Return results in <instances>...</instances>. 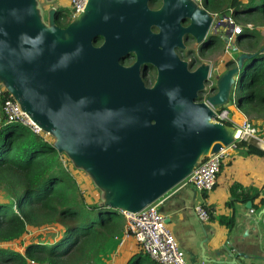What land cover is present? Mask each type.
I'll list each match as a JSON object with an SVG mask.
<instances>
[{
  "label": "water",
  "instance_id": "obj_1",
  "mask_svg": "<svg viewBox=\"0 0 264 264\" xmlns=\"http://www.w3.org/2000/svg\"><path fill=\"white\" fill-rule=\"evenodd\" d=\"M42 1L51 6L56 0H0V86L54 139L58 153L89 176L100 191V207L138 214L181 185L209 155L243 140L241 129L217 120L212 107L230 104L256 54L236 53L206 103L197 97L206 89L210 65L189 72L174 50L184 47L185 33L203 41L215 20L203 6L163 0L152 11L150 0H89L62 29L57 9L45 10ZM179 9L187 28L165 19ZM222 19L216 35L223 34ZM100 37L104 42L96 46ZM131 52L137 62L124 68L120 60ZM148 63L158 69L152 88L139 76ZM255 140L245 139L256 146Z\"/></svg>",
  "mask_w": 264,
  "mask_h": 264
},
{
  "label": "trees",
  "instance_id": "obj_2",
  "mask_svg": "<svg viewBox=\"0 0 264 264\" xmlns=\"http://www.w3.org/2000/svg\"><path fill=\"white\" fill-rule=\"evenodd\" d=\"M252 5L250 10L245 9ZM205 7L214 14L244 17L245 25L255 26L253 31L245 27L238 37L240 42L249 40L245 49L256 56L247 61L249 72L236 85L229 105L261 129L264 127V53H261L264 35L259 27H264V0L248 3L206 0ZM10 99L3 89L0 93V264H108L106 259L118 252L124 237L125 215L100 207V197L88 200L73 175L71 162L58 153L50 137L35 134L29 127L5 117L3 108ZM227 124L234 126L232 122ZM235 146L264 158L262 149L245 140L236 142ZM245 196L244 200L251 198ZM208 213L211 219L210 210ZM233 223L227 219L229 227ZM53 228L59 230L57 236L35 235ZM137 246L126 264H157L138 243Z\"/></svg>",
  "mask_w": 264,
  "mask_h": 264
},
{
  "label": "crops",
  "instance_id": "obj_3",
  "mask_svg": "<svg viewBox=\"0 0 264 264\" xmlns=\"http://www.w3.org/2000/svg\"><path fill=\"white\" fill-rule=\"evenodd\" d=\"M259 29L264 35V27ZM243 42L247 45L249 40L240 43ZM245 48L238 52H248ZM231 112L239 121L248 120L237 108ZM259 130L260 136L263 128ZM254 144L264 149L262 139ZM226 152L212 192L201 193L181 184L165 196L160 211L190 264H264V158L236 146ZM246 194L251 198L244 200ZM249 202L251 209L247 208ZM201 205L213 216L207 222H202L196 213V207ZM227 219L234 221L233 226L227 225ZM136 244L135 238L126 239L114 254L113 264H126ZM118 253H122L121 258L116 256Z\"/></svg>",
  "mask_w": 264,
  "mask_h": 264
},
{
  "label": "built area",
  "instance_id": "obj_4",
  "mask_svg": "<svg viewBox=\"0 0 264 264\" xmlns=\"http://www.w3.org/2000/svg\"><path fill=\"white\" fill-rule=\"evenodd\" d=\"M194 1L201 4L204 0ZM88 3L89 0H71V18H75L84 12ZM225 20L230 28L233 27L230 37V41L233 43L234 38L244 33L245 27L248 30H253L255 28L252 23L246 24L245 26L239 25L233 13H230ZM2 91L3 88L0 86V93H2ZM214 111L216 112L217 120L225 123L232 122L234 126L240 128L243 140L248 137L260 139V130L250 121L246 120L241 125L233 122L230 115V108L217 110L214 107ZM3 112L10 122H19L29 127L35 134L43 135L46 138L50 137L23 112L20 105L13 98L6 101ZM226 154V150H222L218 154L209 155L182 184L191 186L201 193L212 192L217 184ZM164 200L165 197L161 198L138 214H125L127 225L121 245H123L126 239L133 237L136 239L143 252L157 264H190L185 252L180 248L172 230L167 225L164 215L160 211V207L164 204ZM196 213L202 222L209 221L210 215L204 205L196 207Z\"/></svg>",
  "mask_w": 264,
  "mask_h": 264
},
{
  "label": "flooded vegetation",
  "instance_id": "obj_5",
  "mask_svg": "<svg viewBox=\"0 0 264 264\" xmlns=\"http://www.w3.org/2000/svg\"><path fill=\"white\" fill-rule=\"evenodd\" d=\"M197 3V2H196ZM163 0H150L149 8L152 11H159L163 7ZM199 4V3H197ZM203 6L205 9V0L199 4ZM53 6H50L51 8ZM56 8L57 18L56 22L59 27L62 29L67 28L68 25L74 18H71L69 14L71 13V5H66V7H53ZM65 9L68 11H65ZM207 10V9H206ZM208 11V10H207ZM211 15L215 16V20L205 35L203 41L198 44L196 38L192 37L190 34L185 33L182 38V42L184 47H175V53L180 61L187 63V68L189 72H194L197 70L203 63H208L210 65L209 76L207 80L204 82L206 89L202 92L198 93L197 102H206L210 96H213L217 92V82L218 77L221 76L224 72L231 69L233 67L234 56L239 53L238 48L236 50L234 46H236L232 41H230V37L228 31L230 26L226 22V18H228L229 14L219 15L214 14L208 11ZM181 9L177 11H173L172 15H166V18H169L171 22H178L179 26L182 28H187L190 24L186 16H184ZM219 16H223L222 22L226 25L223 28V34L216 35L215 34V24L218 22ZM152 30L155 34L159 33V28L156 26L152 27ZM239 40V39H238ZM103 38H99L96 42V46H101L103 44ZM235 54V55H234ZM137 62V56L135 52H131L120 60V64L124 68H131ZM139 76L143 81L145 87L152 88L157 81L158 77V69L152 64H143L139 68ZM214 110V107H212ZM230 108V115L232 116L231 108L232 105H228L223 108H215L217 110H223Z\"/></svg>",
  "mask_w": 264,
  "mask_h": 264
},
{
  "label": "rangeland",
  "instance_id": "obj_6",
  "mask_svg": "<svg viewBox=\"0 0 264 264\" xmlns=\"http://www.w3.org/2000/svg\"><path fill=\"white\" fill-rule=\"evenodd\" d=\"M70 1L71 0H56L54 3H52L51 6L53 7H66V5H70ZM249 0H242V3H248ZM42 6L46 9H48L50 6L47 5L45 2H41ZM252 6H246V10H250ZM244 17L242 18H238L237 19V23L239 25L245 26V22H244ZM234 44L236 45V47L238 48V50H242L245 48V43H240L238 40V37L234 38ZM250 78L248 77L247 81ZM235 107V106H232ZM233 110V108H231ZM231 119L233 120V122L237 123L238 125H241L243 122L237 120V115L235 114V112L233 113V115L231 116ZM249 121V120H248ZM251 122V121H250ZM253 124V122H251ZM51 138V137H50ZM260 139H262L264 141V127H263V131H262V135H260ZM52 142H54V139L51 138L50 139ZM234 146V145H233ZM65 160V159H64ZM73 166V165H72ZM74 167H72L73 170V175L75 176V178L77 179V181L79 182L81 189L83 191V193L85 194V196L88 198V200H92L93 198H99L100 197V191L98 189H96L92 183V180L89 178V176H87L85 173L78 171V170H74ZM98 194V195H97ZM59 230L58 229H46L43 231H38L35 235L38 236H45V237H50L53 235L57 236L58 235ZM25 241V240H24ZM28 241H26L27 243ZM20 245L15 246V248H19ZM138 248L137 244H136V249ZM122 253H118L116 256L118 258H121ZM115 255H111L109 259H106V263L108 264H113V261L115 260ZM124 257V256H123Z\"/></svg>",
  "mask_w": 264,
  "mask_h": 264
},
{
  "label": "bare ground",
  "instance_id": "obj_7",
  "mask_svg": "<svg viewBox=\"0 0 264 264\" xmlns=\"http://www.w3.org/2000/svg\"><path fill=\"white\" fill-rule=\"evenodd\" d=\"M256 141H260V140H256ZM262 145H263V144H262ZM262 145H261V147H263Z\"/></svg>",
  "mask_w": 264,
  "mask_h": 264
}]
</instances>
